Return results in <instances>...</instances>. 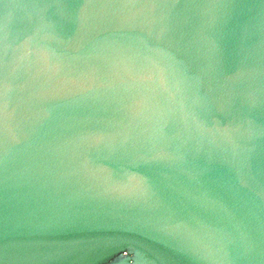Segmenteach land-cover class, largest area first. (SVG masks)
Returning a JSON list of instances; mask_svg holds the SVG:
<instances>
[{
	"label": "water",
	"instance_id": "obj_1",
	"mask_svg": "<svg viewBox=\"0 0 264 264\" xmlns=\"http://www.w3.org/2000/svg\"><path fill=\"white\" fill-rule=\"evenodd\" d=\"M0 264H264V0H0Z\"/></svg>",
	"mask_w": 264,
	"mask_h": 264
}]
</instances>
